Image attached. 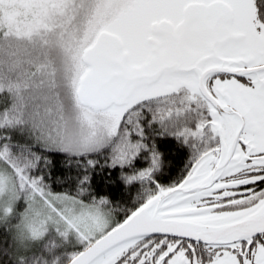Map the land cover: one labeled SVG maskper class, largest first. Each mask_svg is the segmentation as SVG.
Wrapping results in <instances>:
<instances>
[{
    "label": "snow or ice",
    "instance_id": "snow-or-ice-1",
    "mask_svg": "<svg viewBox=\"0 0 264 264\" xmlns=\"http://www.w3.org/2000/svg\"><path fill=\"white\" fill-rule=\"evenodd\" d=\"M3 171L72 264H264V0H0Z\"/></svg>",
    "mask_w": 264,
    "mask_h": 264
},
{
    "label": "trees",
    "instance_id": "trees-1",
    "mask_svg": "<svg viewBox=\"0 0 264 264\" xmlns=\"http://www.w3.org/2000/svg\"><path fill=\"white\" fill-rule=\"evenodd\" d=\"M26 206L24 199L21 198L16 204V214L6 224L0 225V249L7 251L8 255L13 253L12 255L15 256L8 260V256L0 253V257L4 258L0 264H19L20 257L24 258V264H66L71 259L72 254H76L84 248V244L80 241L77 242V234L70 233L65 238L60 235L58 230L51 227L42 239L31 241V244L23 250L17 249L14 239L12 240L13 225L21 219L20 214ZM19 216L20 218H18Z\"/></svg>",
    "mask_w": 264,
    "mask_h": 264
},
{
    "label": "clouds",
    "instance_id": "clouds-1",
    "mask_svg": "<svg viewBox=\"0 0 264 264\" xmlns=\"http://www.w3.org/2000/svg\"><path fill=\"white\" fill-rule=\"evenodd\" d=\"M19 199L16 192L15 185L11 176L6 172H0V209L3 210L4 216L0 217V221H7L12 215V210L15 203ZM14 234L13 239L18 248L23 249L28 246L30 241H37L32 236L33 221L21 214L20 221L13 225ZM41 237L40 239H42Z\"/></svg>",
    "mask_w": 264,
    "mask_h": 264
},
{
    "label": "rangeland",
    "instance_id": "rangeland-1",
    "mask_svg": "<svg viewBox=\"0 0 264 264\" xmlns=\"http://www.w3.org/2000/svg\"><path fill=\"white\" fill-rule=\"evenodd\" d=\"M26 207H27V206H26ZM25 209H26V208H25ZM18 218H20V216H19ZM17 221L19 222L20 220H17ZM51 227H53L54 229L57 230V228H56L55 226H49V228H51ZM49 228H48V229H49ZM2 235H3V234H2ZM3 236H4V235H3ZM10 238H11V237H10ZM4 239H5V238H4ZM12 240H13V237H12ZM79 241H80V240L78 239L77 242H79ZM30 244H31V241L28 243V245H30ZM17 249H19V248L17 247ZM23 249H24V248H23ZM23 249H21V250H23ZM0 253L3 254V255H5V256H8V260H11L13 257H15L14 255H12L13 253L8 255V254H7V251H5L4 249H0ZM74 254H75V253H74ZM74 254L71 255V258H73L77 253H76L75 255H74ZM11 257H12V258H11ZM1 261H4V258L0 257V262H1Z\"/></svg>",
    "mask_w": 264,
    "mask_h": 264
},
{
    "label": "water",
    "instance_id": "water-1",
    "mask_svg": "<svg viewBox=\"0 0 264 264\" xmlns=\"http://www.w3.org/2000/svg\"><path fill=\"white\" fill-rule=\"evenodd\" d=\"M82 251H83V250H82ZM82 251H81V252H82ZM81 252H79V253H81ZM79 253H78V254H79ZM72 259H73V258H72ZM72 259H71L67 264H72Z\"/></svg>",
    "mask_w": 264,
    "mask_h": 264
}]
</instances>
